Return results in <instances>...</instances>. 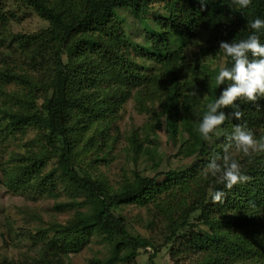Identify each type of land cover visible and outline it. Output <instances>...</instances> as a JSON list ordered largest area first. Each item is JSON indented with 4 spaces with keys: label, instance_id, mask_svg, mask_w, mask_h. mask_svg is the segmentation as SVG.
<instances>
[{
    "label": "trees",
    "instance_id": "obj_1",
    "mask_svg": "<svg viewBox=\"0 0 264 264\" xmlns=\"http://www.w3.org/2000/svg\"><path fill=\"white\" fill-rule=\"evenodd\" d=\"M20 2L47 26L30 35L11 37L22 65L34 77L9 68L0 71V87L13 82L25 91L22 97L8 96L15 110L0 106V139L20 137L32 128L40 132L34 141L43 145L38 151L16 156L19 170L5 185L7 189H30L54 197L59 184L72 201L55 204L54 211L73 205L85 208L76 210L64 224H50L29 237L32 241L35 238L33 244L38 246L31 263L64 264L63 257L68 252L96 236L105 241L106 254L92 259L91 264H128L139 250H149L151 261L157 249L151 241L127 232L120 215L122 206L151 204L164 227L163 244L171 245V261L193 253L200 256L197 264H264V153L244 156L233 150L242 171L251 179L231 190L203 172L212 157L222 152L234 125L244 124L257 138L264 136V97L256 102L259 107L237 101L243 118L226 120L212 134L211 142L202 140L192 153L195 163L182 172L167 171L155 177L134 173L115 190H108L102 180H93L85 171L76 170L73 153L87 131L91 133L83 150L91 142L107 140L117 108L136 89L143 99L153 94L160 96V111H149L153 124L148 132L152 134L156 121L164 114L173 137L178 132L187 135L178 154L192 156L189 148L197 142L198 124L206 104L227 87L216 85L219 68L211 64L222 57L223 66L232 65L231 59L219 50V42H238L252 34L250 22L257 17L264 19V0H252L246 10H238L232 0H204L203 5L200 0ZM155 5L164 16L151 20L154 31L144 33L143 46L132 44L116 12L128 10L147 27L146 15ZM9 18L0 0V28ZM199 34L204 36L203 47L187 63L183 51ZM256 34L264 44V29ZM130 53L152 67L135 62ZM193 90L197 96L188 95ZM221 111L229 114L232 109ZM148 137L147 134L143 139ZM127 140L130 151L157 164L154 150L141 147L136 135ZM52 158L56 159L54 166L43 174L42 169ZM159 176L162 179L158 181ZM210 186L227 193L223 203H211ZM78 196L81 201L74 202ZM151 218L142 222L143 229L155 223L153 214Z\"/></svg>",
    "mask_w": 264,
    "mask_h": 264
},
{
    "label": "rangeland",
    "instance_id": "obj_2",
    "mask_svg": "<svg viewBox=\"0 0 264 264\" xmlns=\"http://www.w3.org/2000/svg\"><path fill=\"white\" fill-rule=\"evenodd\" d=\"M1 8L9 20L4 28H0V71L9 68L17 74L34 77L21 63V56L17 51L16 44L11 37L16 34L30 35L46 28L47 24L41 21L34 12L25 7L20 0H1ZM121 22L122 31L127 39L134 45L143 46V36L148 30L154 31L152 19H157L164 14L158 5H155L146 15V26L139 23L128 10H118L116 12ZM8 15V16H7ZM4 30V31H3ZM204 36L199 34L196 39L187 44L183 51L185 62L190 63L193 55L203 47ZM137 63L152 67L148 61L137 58L132 53L129 54ZM63 61L64 58L62 57ZM212 68L222 67L224 59L219 57L212 61ZM25 91L17 83H3L0 87V106H6L10 110L16 107L11 105L8 96L14 94L22 97ZM158 95H149L142 98L141 92L133 89L126 100L117 108L116 119L113 121L110 131L107 132V140L103 143L100 140L88 144V148L83 150L82 146L91 130L83 136L82 140L74 148L75 168L85 171L88 177L93 180H102L108 190H115L124 179H131L134 173H139L147 177H155L167 171L182 172L193 166L196 159L192 155L198 147L202 138L199 134L195 145L191 146L192 156L182 157L178 154V149L187 135L178 132L175 137L171 134L164 114L156 121L152 134L148 131L153 124L150 121V110L160 111V99ZM40 100L36 101V107ZM142 106L146 109L143 111ZM148 110V111H147ZM155 122V121H154ZM148 132L147 140L143 139ZM136 135L141 147L154 150V158L157 164L146 159V156L134 154L129 149L128 138ZM40 132L36 129L28 128L20 137L0 139V264H32L38 246L29 237H34L36 230L47 228L50 224H64L73 213L83 211L84 207L73 205L60 212L53 210V206L59 203H70L71 197L62 191L61 186H55V196L48 197L45 194L20 188L7 189L5 183L14 177L18 172V162L16 156L38 151L43 145L42 142H35ZM52 158L42 169L46 173L54 161ZM79 172V171H78ZM81 174V173H80ZM158 181L162 176L156 178ZM81 201L78 196L74 202ZM153 212L151 204L141 207L128 204L121 207L120 215L125 219L126 231L132 235H138L152 242L157 252L153 260H148L149 250L137 251L134 260L128 264H197L200 256L189 253L179 257L176 261H171L168 252L171 245L163 244L160 217ZM153 219L155 223L148 229H143L142 222ZM157 216V217H156ZM51 236V234H49ZM105 241L99 237H91L82 246L68 252L64 258V264H91L94 258L101 259L106 254Z\"/></svg>",
    "mask_w": 264,
    "mask_h": 264
},
{
    "label": "clouds",
    "instance_id": "obj_3",
    "mask_svg": "<svg viewBox=\"0 0 264 264\" xmlns=\"http://www.w3.org/2000/svg\"><path fill=\"white\" fill-rule=\"evenodd\" d=\"M200 2L202 5L205 4L204 0ZM232 3L238 10H246L252 6V0H232ZM249 27L252 34L246 39L238 42H219V50L231 59L232 65L220 67L215 76L217 86L227 87L213 102L206 104V111L197 129L204 141L211 142L212 134L216 133L226 120L239 121L243 118L244 112L237 101L257 104L256 102L264 97V44L256 34L264 29V19L259 17L253 19ZM188 95L197 96V93L193 90ZM224 108L232 109L231 113L225 114L221 111ZM233 150L244 156L264 153V136L257 138L246 125L236 124L231 134L225 138L222 152L215 154L207 163L203 169L204 175L210 174L228 190L251 179L242 171L241 164L233 156ZM208 194L213 204L223 203L227 195L225 191L216 190L214 186L209 187Z\"/></svg>",
    "mask_w": 264,
    "mask_h": 264
}]
</instances>
